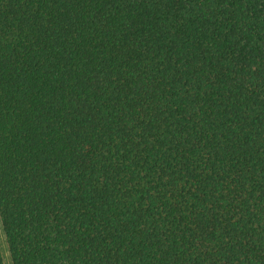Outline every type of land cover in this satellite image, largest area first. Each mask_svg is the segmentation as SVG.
Wrapping results in <instances>:
<instances>
[{
  "label": "trees",
  "instance_id": "1",
  "mask_svg": "<svg viewBox=\"0 0 264 264\" xmlns=\"http://www.w3.org/2000/svg\"><path fill=\"white\" fill-rule=\"evenodd\" d=\"M0 219L12 264H264V0H0Z\"/></svg>",
  "mask_w": 264,
  "mask_h": 264
},
{
  "label": "rangeland",
  "instance_id": "2",
  "mask_svg": "<svg viewBox=\"0 0 264 264\" xmlns=\"http://www.w3.org/2000/svg\"><path fill=\"white\" fill-rule=\"evenodd\" d=\"M0 246H1L5 264H12V260H11L10 252L8 248V243L6 240V235L3 230L1 219H0Z\"/></svg>",
  "mask_w": 264,
  "mask_h": 264
}]
</instances>
